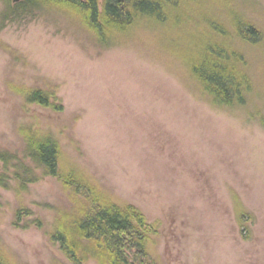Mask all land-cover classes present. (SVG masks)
Here are the masks:
<instances>
[{
    "label": "rangeland",
    "instance_id": "1",
    "mask_svg": "<svg viewBox=\"0 0 264 264\" xmlns=\"http://www.w3.org/2000/svg\"><path fill=\"white\" fill-rule=\"evenodd\" d=\"M216 1L211 15L235 11L263 36L245 47L255 88L243 107L214 104L161 32L105 46L64 11L4 19L0 0V149L28 163L22 129L52 135L62 170L83 175L103 203L145 215L152 264H264V0ZM37 87L63 110L26 103ZM12 167L0 185V252L10 264H71L49 234L80 194L38 169L20 190ZM20 208L28 227L15 224Z\"/></svg>",
    "mask_w": 264,
    "mask_h": 264
},
{
    "label": "trees",
    "instance_id": "2",
    "mask_svg": "<svg viewBox=\"0 0 264 264\" xmlns=\"http://www.w3.org/2000/svg\"><path fill=\"white\" fill-rule=\"evenodd\" d=\"M3 1L6 4L4 19L13 20L50 8L64 11L91 29L105 46L122 42L137 29L161 32L163 41L166 40L167 44L169 39L173 54L183 61L190 76L214 104L243 107L253 94L252 57L245 47L261 46L262 33L235 11L226 12L222 20L211 15L216 0ZM25 101L55 111L63 110L56 93L38 87L27 90ZM22 134L25 155L30 162H24L16 153L0 149V162L4 167L0 173L1 186H9L10 165L20 190L27 189L29 183L39 179L38 169L42 175L60 178L67 189L90 200L83 202L77 199L80 195L75 196V210L58 211L56 224L49 234L71 264L89 261L97 264H152L147 246L152 227L145 215L131 204L103 203L83 175L70 169L62 170L61 145L52 135L30 126L23 128ZM30 214V209L20 208L15 224L20 226V222H24L22 226L28 227L25 219ZM242 218L241 213V225ZM36 223L41 224L40 219ZM0 264H10L1 252Z\"/></svg>",
    "mask_w": 264,
    "mask_h": 264
}]
</instances>
